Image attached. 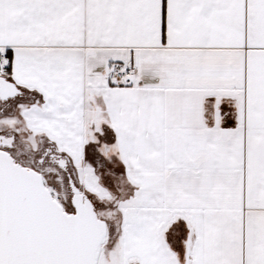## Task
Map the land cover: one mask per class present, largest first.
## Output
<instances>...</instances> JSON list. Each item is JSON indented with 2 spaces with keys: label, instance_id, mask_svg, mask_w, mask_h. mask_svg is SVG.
Instances as JSON below:
<instances>
[{
  "label": "snow or ice",
  "instance_id": "obj_1",
  "mask_svg": "<svg viewBox=\"0 0 264 264\" xmlns=\"http://www.w3.org/2000/svg\"><path fill=\"white\" fill-rule=\"evenodd\" d=\"M0 264H264V0H0Z\"/></svg>",
  "mask_w": 264,
  "mask_h": 264
}]
</instances>
